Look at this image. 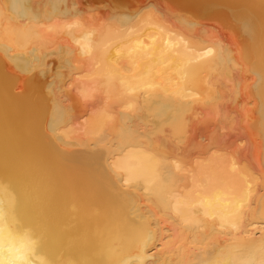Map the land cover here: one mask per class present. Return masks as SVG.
<instances>
[{
  "label": "bare ground",
  "instance_id": "6f19581e",
  "mask_svg": "<svg viewBox=\"0 0 264 264\" xmlns=\"http://www.w3.org/2000/svg\"><path fill=\"white\" fill-rule=\"evenodd\" d=\"M80 4L0 0V214L48 264H264V0Z\"/></svg>",
  "mask_w": 264,
  "mask_h": 264
},
{
  "label": "clouds",
  "instance_id": "9594fccd",
  "mask_svg": "<svg viewBox=\"0 0 264 264\" xmlns=\"http://www.w3.org/2000/svg\"><path fill=\"white\" fill-rule=\"evenodd\" d=\"M73 24L79 26L78 20ZM72 25H69L71 28ZM92 33L84 31L83 34L73 41L80 49V54H88L85 47ZM40 240L35 237L30 229L22 228L17 223L0 214V264H48L44 255L39 251Z\"/></svg>",
  "mask_w": 264,
  "mask_h": 264
},
{
  "label": "rangeland",
  "instance_id": "374dc122",
  "mask_svg": "<svg viewBox=\"0 0 264 264\" xmlns=\"http://www.w3.org/2000/svg\"><path fill=\"white\" fill-rule=\"evenodd\" d=\"M142 0H80V6L95 12L107 13L111 9L130 7Z\"/></svg>",
  "mask_w": 264,
  "mask_h": 264
}]
</instances>
